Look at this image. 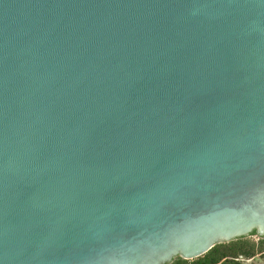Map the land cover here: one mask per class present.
Segmentation results:
<instances>
[{"label":"water","instance_id":"obj_1","mask_svg":"<svg viewBox=\"0 0 264 264\" xmlns=\"http://www.w3.org/2000/svg\"><path fill=\"white\" fill-rule=\"evenodd\" d=\"M264 236V0H0V264H172Z\"/></svg>","mask_w":264,"mask_h":264},{"label":"trees","instance_id":"obj_2","mask_svg":"<svg viewBox=\"0 0 264 264\" xmlns=\"http://www.w3.org/2000/svg\"><path fill=\"white\" fill-rule=\"evenodd\" d=\"M257 233L254 232L252 235H256ZM245 241V238L236 240L235 242H231V244H221L217 245L215 248H213L209 253H207L205 256L198 258L196 260L191 261L192 264H242L239 261V258L241 256H245L248 258H251L255 256L254 249L247 250L246 247H243L241 245L240 248L236 247L235 245H240ZM226 245H233L228 246V250L226 249ZM245 248V249H244ZM246 250V252H244ZM261 251V253H263ZM188 260H184L182 258H177L173 261L172 264H188Z\"/></svg>","mask_w":264,"mask_h":264},{"label":"rangeland","instance_id":"obj_3","mask_svg":"<svg viewBox=\"0 0 264 264\" xmlns=\"http://www.w3.org/2000/svg\"><path fill=\"white\" fill-rule=\"evenodd\" d=\"M235 241H232V242H235ZM225 244H231V242L230 243H225ZM241 245L243 247H246L247 250H250V249L253 248L254 252H255V256H253L251 258H248V257H245V256H241L239 258V261L242 264H264V252L261 253V251L264 250V236H260L258 234L248 236V237L245 238V241L240 243V245H235V246L240 248ZM228 246H232L233 247V245H226V249L227 250H228V248H227ZM244 252H246V250H244ZM188 264H192V262L189 261Z\"/></svg>","mask_w":264,"mask_h":264}]
</instances>
